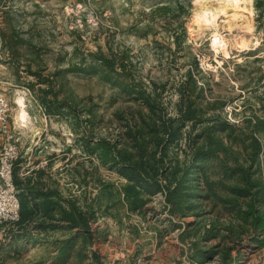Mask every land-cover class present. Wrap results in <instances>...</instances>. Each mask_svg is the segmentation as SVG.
Returning a JSON list of instances; mask_svg holds the SVG:
<instances>
[{
	"label": "rangeland",
	"instance_id": "obj_1",
	"mask_svg": "<svg viewBox=\"0 0 264 264\" xmlns=\"http://www.w3.org/2000/svg\"><path fill=\"white\" fill-rule=\"evenodd\" d=\"M261 11L264 0H0L12 179L20 200L34 186L55 205L52 219L0 225V264H264ZM186 105L196 119L181 125ZM123 166L160 189L127 194ZM69 203L89 233L61 219Z\"/></svg>",
	"mask_w": 264,
	"mask_h": 264
},
{
	"label": "trees",
	"instance_id": "obj_2",
	"mask_svg": "<svg viewBox=\"0 0 264 264\" xmlns=\"http://www.w3.org/2000/svg\"><path fill=\"white\" fill-rule=\"evenodd\" d=\"M256 7L259 8V5L257 4ZM258 21L264 25V12L261 11L259 13ZM104 62L108 63V61ZM139 95L141 102L149 109V111H153V99H151L149 94H146L145 91H141ZM178 111L180 114L178 119L180 120L181 125H184L187 121L191 122L196 119L194 111H190V106L188 105L184 107L179 106ZM219 126L222 129L230 127L225 121L220 122ZM166 134V137L168 138L167 140L172 142L175 134L173 132H167ZM199 155L200 153L196 155V161L199 160V157H197ZM120 172L132 183L126 188L127 194H130L131 196L137 195L140 190L151 194L160 189L159 183L145 177L143 171L138 166H123L121 167ZM27 192V198H24V200L19 199L20 221L28 223L32 222L34 221L33 218L36 217V214L38 215L39 213L44 216L43 218L52 219L53 217L50 216V214L55 208L54 203L51 201L52 195L50 193L43 192L41 189H35L34 186L27 187ZM60 211L62 214L61 219L67 223V226L70 229L79 228L81 232L85 234L89 233L88 215L85 212L79 210L73 203H69V209L61 208Z\"/></svg>",
	"mask_w": 264,
	"mask_h": 264
},
{
	"label": "built area",
	"instance_id": "obj_3",
	"mask_svg": "<svg viewBox=\"0 0 264 264\" xmlns=\"http://www.w3.org/2000/svg\"><path fill=\"white\" fill-rule=\"evenodd\" d=\"M9 104L0 94V225L19 219L20 203L12 179L14 163L20 156L16 131L8 121Z\"/></svg>",
	"mask_w": 264,
	"mask_h": 264
}]
</instances>
